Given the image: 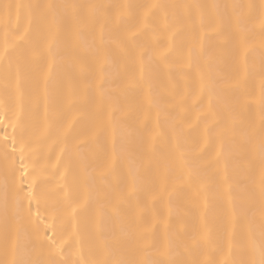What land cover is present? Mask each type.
I'll return each mask as SVG.
<instances>
[{"label": "snow or ice", "instance_id": "1", "mask_svg": "<svg viewBox=\"0 0 264 264\" xmlns=\"http://www.w3.org/2000/svg\"><path fill=\"white\" fill-rule=\"evenodd\" d=\"M0 126V264H264V0L0 4Z\"/></svg>", "mask_w": 264, "mask_h": 264}, {"label": "bare ground", "instance_id": "2", "mask_svg": "<svg viewBox=\"0 0 264 264\" xmlns=\"http://www.w3.org/2000/svg\"><path fill=\"white\" fill-rule=\"evenodd\" d=\"M36 2H48V0H0V4L5 3H16V4H28V3H36ZM76 2H84V0H76ZM97 2H104V3H111V2H122L127 3L130 2V0H97ZM146 2H153V3H200V4H212V3H222L225 2V0H146ZM231 2V0H229ZM245 2H249V0H245ZM251 2L258 3L259 0H251ZM255 42L259 43L260 36L256 35L254 37ZM258 67V62H257ZM257 88L259 85V79L257 77L256 79ZM5 126H0V138L4 136V128ZM8 134L11 135L12 130L11 128L7 129ZM0 195H2V192H0Z\"/></svg>", "mask_w": 264, "mask_h": 264}]
</instances>
